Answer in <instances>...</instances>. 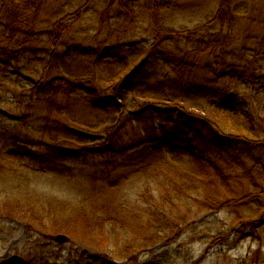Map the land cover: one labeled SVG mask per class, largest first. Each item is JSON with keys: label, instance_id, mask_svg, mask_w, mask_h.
<instances>
[{"label": "rangeland", "instance_id": "1", "mask_svg": "<svg viewBox=\"0 0 264 264\" xmlns=\"http://www.w3.org/2000/svg\"><path fill=\"white\" fill-rule=\"evenodd\" d=\"M14 2L41 9L14 40L0 9V264H264V0H234L227 23L213 21L221 0ZM208 31L233 39L244 78L189 56ZM79 68L86 86L60 90ZM89 88L115 107H93ZM158 108L210 123L214 146L187 130L155 148L133 115ZM54 139L67 157L51 158Z\"/></svg>", "mask_w": 264, "mask_h": 264}, {"label": "trees", "instance_id": "2", "mask_svg": "<svg viewBox=\"0 0 264 264\" xmlns=\"http://www.w3.org/2000/svg\"><path fill=\"white\" fill-rule=\"evenodd\" d=\"M15 0H8V2H6V0H2V8H0L1 10H6L8 12V16L7 19L11 22V24H9L8 22H6L7 25H11L10 27V32H11V37L9 39L14 40L15 38H18V36L20 35H26L27 32L25 30V27L27 29L30 30V33L27 34L28 37H31L32 35H34V31L36 28V21L39 19L40 17V9H41V5L40 3H38L39 5H36V8H33V11H27L28 8L22 9L18 3L14 2ZM233 3L234 0H221V7L216 15V17L213 19L214 22L218 21V22H223L224 19L226 20L227 18L229 19L230 22H232L231 20V11H232V7H233ZM29 19V20H28ZM228 20H226V23L229 22ZM29 22V23H27ZM64 30L63 29H58L57 34L61 35L62 32ZM173 33V32H171ZM208 37L207 40H203L199 43V45L197 44V48L191 52L189 54V56L193 57V59L195 61H197L199 54L204 53V52H208L210 51V55L211 57H214L215 59V68L216 71L214 72L216 76H218L220 79L221 78H228L230 80H235L236 77H241L244 78L246 71L242 69L241 67H239V63L242 64L244 59L243 57H240L239 59L234 55V53L232 54L231 51L234 45V41L230 36H224L222 33H217V34H209V31L206 35ZM180 37V36H179ZM206 37V38H207ZM30 41V40H29ZM198 43V42H197ZM204 43V45H203ZM26 44V42L24 41L22 43V46H24ZM256 54H255V59H254V63L253 65H255L259 59H262L264 57V39L256 44ZM8 50L3 49L2 50V54L1 56L3 58H6L8 56ZM68 55H66L67 57ZM8 58V57H7ZM264 60V59H263ZM250 63V62H249ZM141 68V67H140ZM136 69L135 71H133L131 74H129L123 81V83L121 85H119V87L117 89H115V92L117 94H121L123 93V91H128L131 88L135 87V84L133 85V81L135 80V76L138 73V70L140 69ZM193 67L191 70L194 71ZM86 70V69H85ZM142 70V69H141ZM192 71V72H193ZM74 72V71H73ZM191 72V73H192ZM70 74V72H69ZM86 74V72H85ZM74 75V74H73ZM77 75L76 77H80L81 81H77V80H72V81H68V84H65L66 80L64 79L63 75H60L61 77H58V80H62L61 84H60V90L61 87L65 88L66 90H68V86H69V91L72 90V92H74L73 89H76L79 87V85L81 83L84 84V82H82L83 78H85V75H83L82 72V68L78 69V73L75 74ZM87 75V74H86ZM64 82V83H63ZM82 84V85H83ZM90 84V81H87V85ZM85 85V84H84ZM86 86V85H85ZM38 92H39V96L44 95L45 93L52 91V88L49 85H43V83H41V85L38 87ZM77 90V89H76ZM88 94L90 96V98L92 99V104L93 107H101V106H105V107H101V108H107V107H115L116 103L114 99H107V100H103L101 101V97H103L101 94H98L94 89L89 88L88 89ZM231 91V89H230ZM233 94V97H231ZM236 96H238V94H234V93H229V91L227 90V92L225 94H223L222 98L224 99L225 97H229V98H236ZM171 110V111H169ZM145 110H142L140 112L134 113L133 116H135L136 120L139 121L143 127L144 130L147 131L148 135L153 137V140L151 143H157L155 145L158 148L161 147L160 143L161 141H164L163 144L164 145H170L173 142H177L180 141L178 140V135L182 134L183 131L184 133L187 132V130L191 133L193 132V138L196 142H202V143H207L208 142L214 146L215 144V138L219 136V133L215 130V127L210 125V123H208L207 121L201 119V121H197L195 119H193L189 114L181 111L180 109H155V112H151L150 116L147 115L146 118L143 117V113ZM167 114V117L165 116V114ZM161 117H166L165 119V123L163 125H155V121H157L158 119H160ZM131 120V119H130ZM68 132V131H67ZM64 133L63 129L59 128L57 131H55L56 137L58 136V134H62ZM190 133H187V135H189ZM161 136V138H159ZM57 140L54 139L52 142V145H49L48 147L50 148V150H48V152H51V158L53 160H57L59 158H63V157H67L68 152L70 153L71 150L70 149H65L60 147V145L58 146V143H56ZM106 142H108L107 146H110L109 144H112V148H116L117 145L116 144H120L121 145V139H118V141H116V144L114 143V138L111 137L110 140H107ZM201 146V145H200ZM207 146V145H205ZM235 146L237 148H239L241 150L242 153H245V149L242 147L243 145L241 144V142H235ZM101 154H106V152L103 153V151H100ZM97 153V151L95 149H89V152H86V155L88 154H95ZM198 153H200L199 148H195V150L192 152V155L194 156L195 159L198 158ZM73 154V156L75 157H79V153H71ZM202 162V161H201Z\"/></svg>", "mask_w": 264, "mask_h": 264}, {"label": "water", "instance_id": "3", "mask_svg": "<svg viewBox=\"0 0 264 264\" xmlns=\"http://www.w3.org/2000/svg\"><path fill=\"white\" fill-rule=\"evenodd\" d=\"M66 241H67V238L63 235H59L58 237H56V242L60 244L66 243Z\"/></svg>", "mask_w": 264, "mask_h": 264}]
</instances>
